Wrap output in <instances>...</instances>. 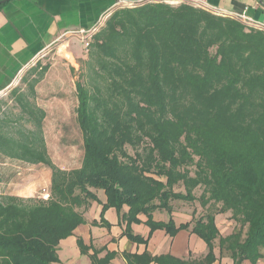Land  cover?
<instances>
[{"label": "trees", "instance_id": "obj_1", "mask_svg": "<svg viewBox=\"0 0 264 264\" xmlns=\"http://www.w3.org/2000/svg\"><path fill=\"white\" fill-rule=\"evenodd\" d=\"M84 68L75 83L79 168L62 169L48 152L46 112L34 103L48 66L27 92H11L19 117L6 118L0 105L1 164L51 171L48 198L0 193V264H58L61 242L86 223L100 191L106 203L93 224L110 228L105 212L126 206L133 243H146L130 229L145 215L151 232L191 230L204 240L209 254L201 264L215 261L217 239L234 264L264 260V30L187 4L121 7L89 39ZM5 177L0 171V185ZM176 201L198 203L204 213L176 227ZM156 211L169 221L155 222ZM226 213L235 226L222 238L215 218ZM77 243L92 264L112 259ZM125 256L154 261L147 252Z\"/></svg>", "mask_w": 264, "mask_h": 264}, {"label": "crops", "instance_id": "obj_2", "mask_svg": "<svg viewBox=\"0 0 264 264\" xmlns=\"http://www.w3.org/2000/svg\"><path fill=\"white\" fill-rule=\"evenodd\" d=\"M123 1L134 0H0V98L34 61L56 47L60 51H66L67 48L62 43L66 40H78L77 37L81 40V32L87 33L85 37L89 36ZM207 2L221 14L234 18L243 16L263 25L261 29L264 30V0ZM7 164L9 163L1 165ZM20 176L18 173L10 177L4 187H1V194L33 197L39 186V179L28 177L23 181ZM46 180L51 184V173ZM98 195L102 202L91 203L85 214L86 223L80 225L73 236L61 242L58 264H92L89 256L81 254L78 239L89 247L90 255L99 252V259L111 253L112 259L108 264H135L134 261L127 260L125 255L141 256L145 252L154 259L149 264H201L208 256V245L191 230H180L175 237H171L165 230L151 232L145 215H139L141 223L131 224L130 229L146 243L131 242L125 235L127 221L122 219L129 211L126 206L120 214L114 208L105 212L104 219L110 224V228L93 224L94 221L101 222L103 204L106 203V195L101 191ZM172 207L171 216L176 227L191 224L194 217L204 213L198 203L176 201ZM169 219L170 215L166 211H156L153 214L155 222L166 223ZM215 219L220 237L231 235L235 226L231 214H219ZM213 254L215 261L212 264H234L230 254L226 250L221 251L219 239L214 242ZM257 264H264V261L260 260Z\"/></svg>", "mask_w": 264, "mask_h": 264}, {"label": "rangeland", "instance_id": "obj_3", "mask_svg": "<svg viewBox=\"0 0 264 264\" xmlns=\"http://www.w3.org/2000/svg\"><path fill=\"white\" fill-rule=\"evenodd\" d=\"M81 37V40L80 37H77L78 40L64 41L62 44L67 48L66 51H60L59 47H56L34 61L0 98L3 115L9 119H15L12 118V115L19 117L21 110L18 108L15 98L11 96V92H27L29 83L39 77L41 67H49L48 72L36 86L34 103L46 112L43 132L49 155L52 161L64 170L79 168L84 157L83 137L77 121L78 99L75 83L86 71L84 67L88 60L89 47L85 44V36ZM24 79H27V82H24ZM25 127L29 130L35 129L30 124ZM15 128H19V126H15ZM9 131H14V129ZM7 163L13 165H0V171L4 177L5 175L14 177L20 173V178L23 181L28 177L39 179V186L31 198H39L43 195L44 190L49 191L50 184L46 182V177L51 171L48 168L42 165L11 162L10 160ZM0 186L4 187V183ZM0 193H2L1 188Z\"/></svg>", "mask_w": 264, "mask_h": 264}, {"label": "built area", "instance_id": "obj_4", "mask_svg": "<svg viewBox=\"0 0 264 264\" xmlns=\"http://www.w3.org/2000/svg\"><path fill=\"white\" fill-rule=\"evenodd\" d=\"M145 3H164V4H169V5H181V4H187L190 5L194 8H198V9H203L209 12H212L214 14H219V15H224L221 14L219 10L213 8L212 6H210L207 2V0H134V1H129V2H121V5L118 8L121 7H135V6H139ZM110 15V14H109ZM108 15V16H109ZM108 16H106V18L104 19V21L101 23V25H99L94 31L93 33H91L89 36L85 37L84 41L87 47H89V39L99 30V28L104 24L105 20L108 18ZM231 17V16H230ZM234 18V17H233ZM237 20L240 19V21H242L244 24L251 26V27H255V28H259L261 29V24L256 23L255 21L251 20V19H246L245 17H241V16H237V18H235ZM82 35L86 36L87 33L85 32H81ZM44 198H48V192L46 190L43 191V195Z\"/></svg>", "mask_w": 264, "mask_h": 264}]
</instances>
